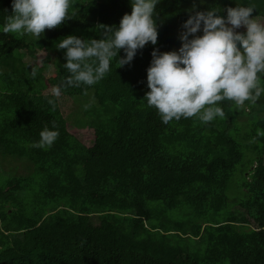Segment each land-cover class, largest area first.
Instances as JSON below:
<instances>
[{"label":"trees","instance_id":"1","mask_svg":"<svg viewBox=\"0 0 264 264\" xmlns=\"http://www.w3.org/2000/svg\"><path fill=\"white\" fill-rule=\"evenodd\" d=\"M236 2L254 4L264 19V0ZM236 2L160 0L157 45L138 50L130 65L114 60L93 86L62 89L94 100L81 112L93 130L90 146L67 129L59 98L42 91L69 75L58 40L100 38L101 26L118 27L131 12L130 0H73L71 18L39 39L0 33V161L31 170L0 174V264H264V94L243 107L219 102L225 116L209 123L163 124L144 99L153 48L180 47L194 5L226 15ZM11 12V0H0V27ZM34 50L46 53L40 65ZM239 119L248 122L242 133ZM53 124L54 144L35 147Z\"/></svg>","mask_w":264,"mask_h":264},{"label":"clouds","instance_id":"2","mask_svg":"<svg viewBox=\"0 0 264 264\" xmlns=\"http://www.w3.org/2000/svg\"><path fill=\"white\" fill-rule=\"evenodd\" d=\"M72 3L11 0L12 12L0 33L30 34L39 39L45 29L71 18ZM158 3L160 0H130L131 12L122 16L118 27L101 26L98 39L67 35L58 40L56 48L64 50L69 75L51 88V96L59 98L67 87L93 86L111 71L114 60L118 67L130 65L138 50L149 43L157 45ZM254 11L252 3L236 2L235 7H227L226 15L220 14V8L198 11L194 5L181 25L180 47L166 52L153 48L144 99L163 124L192 117L209 123L225 116L219 102L229 100L243 107L264 94V19L253 15ZM49 103L54 101L49 99ZM58 137L53 124L40 132L34 146L51 147Z\"/></svg>","mask_w":264,"mask_h":264},{"label":"rangeland","instance_id":"3","mask_svg":"<svg viewBox=\"0 0 264 264\" xmlns=\"http://www.w3.org/2000/svg\"><path fill=\"white\" fill-rule=\"evenodd\" d=\"M241 31L243 29H240ZM23 52V51H22ZM35 58L37 61H35L36 65H40V61L44 59L45 57V52L42 50H37L35 51ZM52 59V58H51ZM24 60L25 62H33V59L30 58L27 55H24ZM32 64V63H31ZM30 64V65H31ZM53 65L52 62L49 63L48 69L44 71V77L46 78L53 70ZM0 72H4V70H0ZM51 88L49 85L44 89L42 92L43 94H51ZM94 100L91 98L90 93H87L85 97H79V98H73V97H68V96H61L58 99L59 103V108L62 113V116L66 119L67 124L66 127L67 129L75 136L82 144L85 146H90L93 143V130L87 126H84L85 119L83 118V114L81 112L85 108V104L89 105L92 104ZM78 118L79 124L76 125L73 123V119ZM248 122H246L243 119H239L238 121V127L242 131L245 129L247 126ZM263 162H264V155H263ZM26 165L28 163H24L22 161L16 160L14 158H7L4 159L3 161H0V174L3 177H8L12 174L16 175H26L28 172H30V168H27ZM253 166H255V163H253ZM239 169L244 170L243 176L248 174L250 172V162H248V159L245 158V162L242 164V166H238ZM240 175V174H239ZM236 176V180L234 182V188L232 191H237L238 189V181L240 177ZM5 178H1L0 181H4Z\"/></svg>","mask_w":264,"mask_h":264}]
</instances>
